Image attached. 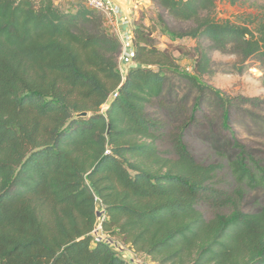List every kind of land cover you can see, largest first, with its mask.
Instances as JSON below:
<instances>
[{
    "label": "trees",
    "instance_id": "16d2710c",
    "mask_svg": "<svg viewBox=\"0 0 264 264\" xmlns=\"http://www.w3.org/2000/svg\"><path fill=\"white\" fill-rule=\"evenodd\" d=\"M151 1L155 25L131 21L122 73L119 39L83 2L64 12L54 0H0V264H132L94 240L101 218L144 263L264 264V199L243 207L248 191L264 194V165L234 134L231 192L223 167L185 142L209 98L225 127L234 106L203 82L216 74L212 53L264 78V3L231 21L217 18L218 0ZM157 28L195 42L182 100L171 85L182 49H159ZM201 205L217 211L208 219Z\"/></svg>",
    "mask_w": 264,
    "mask_h": 264
},
{
    "label": "rangeland",
    "instance_id": "374dc122",
    "mask_svg": "<svg viewBox=\"0 0 264 264\" xmlns=\"http://www.w3.org/2000/svg\"><path fill=\"white\" fill-rule=\"evenodd\" d=\"M54 1L56 6L64 12L75 11L76 5L82 3V0ZM263 3L264 0H247L238 6H231L227 0H218L216 15L218 19L236 21L238 16L255 13L254 4L262 5ZM156 13V7L152 3L148 8L140 10L135 19L143 18L146 26H154ZM105 23L106 28L115 35L114 27L106 18ZM178 28L184 27L178 26ZM154 36L159 49H182L174 51L180 68L177 74L171 75V85L176 91L175 94L182 100L185 95H188V90L186 82L179 75L192 76L195 62L183 52L193 48L195 42L189 39L173 42L159 28ZM212 59L216 63V74L205 78L203 82L220 91L224 96L234 99V106L229 111L230 119L225 127L222 110L212 106V99L209 98L203 110L197 113L196 122L186 132L185 142L198 161L206 165L223 167L218 175L220 187L232 192L236 189V184H234L227 165L229 160L237 155V150L232 147L231 142L234 134L238 143L264 165V78L258 66L253 62H248L249 67L245 68L237 64L235 58L217 52L212 53ZM194 98L195 96H191L187 105L189 113L192 111ZM259 199H264L263 193L254 194L248 191V196L243 202L244 209L254 210ZM200 210L208 219L212 218L217 211L207 205H201Z\"/></svg>",
    "mask_w": 264,
    "mask_h": 264
},
{
    "label": "built area",
    "instance_id": "2783aa9c",
    "mask_svg": "<svg viewBox=\"0 0 264 264\" xmlns=\"http://www.w3.org/2000/svg\"><path fill=\"white\" fill-rule=\"evenodd\" d=\"M82 2L88 8L102 14L114 27L116 36L122 45L119 66L121 72L124 73L126 68L131 65L133 56V29L131 20L125 16L123 11L115 4V0H82ZM103 220L104 218L100 219L98 226L93 232L94 240L110 245L132 264H144L134 252L104 233L102 227Z\"/></svg>",
    "mask_w": 264,
    "mask_h": 264
},
{
    "label": "crops",
    "instance_id": "0c3cea01",
    "mask_svg": "<svg viewBox=\"0 0 264 264\" xmlns=\"http://www.w3.org/2000/svg\"><path fill=\"white\" fill-rule=\"evenodd\" d=\"M115 4L123 11L131 21L135 20L138 12L152 5L151 0H115ZM109 22V21H108ZM112 26V24L109 22Z\"/></svg>",
    "mask_w": 264,
    "mask_h": 264
},
{
    "label": "water",
    "instance_id": "95a60500",
    "mask_svg": "<svg viewBox=\"0 0 264 264\" xmlns=\"http://www.w3.org/2000/svg\"><path fill=\"white\" fill-rule=\"evenodd\" d=\"M87 116V114L86 113H83L82 115H81V117H86Z\"/></svg>",
    "mask_w": 264,
    "mask_h": 264
}]
</instances>
